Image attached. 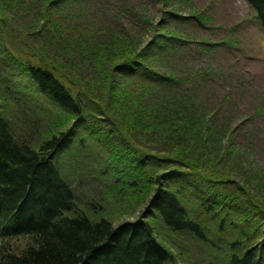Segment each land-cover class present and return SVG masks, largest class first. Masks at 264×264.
I'll use <instances>...</instances> for the list:
<instances>
[{
    "label": "trees",
    "instance_id": "1",
    "mask_svg": "<svg viewBox=\"0 0 264 264\" xmlns=\"http://www.w3.org/2000/svg\"><path fill=\"white\" fill-rule=\"evenodd\" d=\"M246 1L264 28V0ZM66 5L0 0V35L13 36L9 15L26 16L55 46L32 61L0 42L7 80L30 97L40 127L38 138L17 135L0 97V264H176L157 222L223 254L206 264H264V200L223 171L222 139L210 142L208 120L187 90L177 95V76L161 70L175 47L194 43L172 23L208 28L206 19L170 9L145 45L127 29L95 41L66 19ZM88 166L110 182L117 219H136L115 223L93 203L103 217L84 212L74 179Z\"/></svg>",
    "mask_w": 264,
    "mask_h": 264
},
{
    "label": "rangeland",
    "instance_id": "2",
    "mask_svg": "<svg viewBox=\"0 0 264 264\" xmlns=\"http://www.w3.org/2000/svg\"><path fill=\"white\" fill-rule=\"evenodd\" d=\"M66 1V19L71 25L77 23L83 35L95 41L107 42L111 34L120 35L121 30L127 29L139 44L145 45L151 36V26L168 18L165 11L170 9L181 15L196 13L206 19L208 28L199 26L195 20L172 23L171 28L176 29L179 36L194 43L175 47L172 55L163 58L161 70L170 69L177 76V95L187 90L196 115L208 120L212 131L210 142L222 139L224 160L221 165L228 167L223 171L230 173L247 191L250 189V194L264 200V28L250 4L246 0ZM12 17L8 16L6 26L14 32L13 36L9 37L3 30L0 42L8 45L15 55L32 61H36L33 56H43V46L51 56L55 46H52L50 33L46 29L39 31L29 17L17 20ZM203 41L214 46H204ZM220 42L224 44H218ZM74 54L82 59L87 57L76 51ZM1 59L0 56V97L12 126L23 139L38 138L35 134L39 127L38 113L30 97H26L16 83H9L7 64L3 65ZM85 62L90 63V59ZM90 71L89 66L86 74ZM6 87L9 94L5 93ZM227 150L232 152L230 159ZM93 168L88 166L84 173L78 171L74 179L76 201L84 212L92 219H100L103 213L93 208V204L106 205L115 223L136 219L137 214L117 219L105 192L110 182L98 179L99 172ZM154 225L161 235L160 240L173 253L176 264H206L222 259L221 252L192 235L174 233L160 222Z\"/></svg>",
    "mask_w": 264,
    "mask_h": 264
}]
</instances>
